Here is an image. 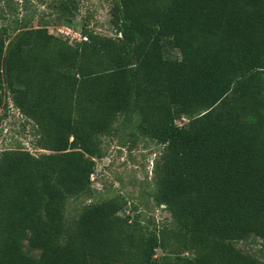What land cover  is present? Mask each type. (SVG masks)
Segmentation results:
<instances>
[{"label": "trees", "instance_id": "obj_1", "mask_svg": "<svg viewBox=\"0 0 264 264\" xmlns=\"http://www.w3.org/2000/svg\"><path fill=\"white\" fill-rule=\"evenodd\" d=\"M111 2L113 36L70 42L0 0V106L44 151L0 152V264H264L238 247L264 242V0ZM119 128L162 146L164 224L122 195L81 204Z\"/></svg>", "mask_w": 264, "mask_h": 264}, {"label": "rangeland", "instance_id": "obj_2", "mask_svg": "<svg viewBox=\"0 0 264 264\" xmlns=\"http://www.w3.org/2000/svg\"><path fill=\"white\" fill-rule=\"evenodd\" d=\"M14 1L24 9L22 15L35 12L34 25L40 18L48 21L53 35L70 42L79 40L84 24L103 35L113 36L115 33L110 25L111 0H67L75 13L71 18H59L57 14V6L63 0ZM34 130V123L25 120L16 108L10 105L7 110L0 106V152L18 147L35 154L44 152L34 147ZM103 149L105 156L96 160V171L91 180L90 188L94 195L82 198V206L122 195L130 202L123 215H134L129 208L135 206L137 214L145 217V223L153 222V219L157 223H166L170 219L168 212L157 207L151 196L154 188L153 165L162 146L150 138L131 137L128 130L119 128L115 135L103 138ZM238 247L248 254L264 253V242L252 236L240 241ZM24 249L29 255L39 254L31 252L26 242Z\"/></svg>", "mask_w": 264, "mask_h": 264}, {"label": "built area", "instance_id": "obj_3", "mask_svg": "<svg viewBox=\"0 0 264 264\" xmlns=\"http://www.w3.org/2000/svg\"><path fill=\"white\" fill-rule=\"evenodd\" d=\"M76 36H73V38H75ZM79 40H86V38L85 37H83L81 34L79 35ZM72 41H74V40H72Z\"/></svg>", "mask_w": 264, "mask_h": 264}]
</instances>
